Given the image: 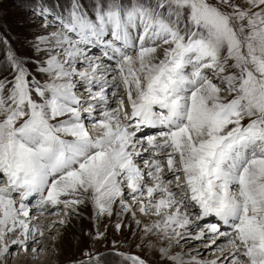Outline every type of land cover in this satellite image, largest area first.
Wrapping results in <instances>:
<instances>
[{
    "label": "snow or ice",
    "instance_id": "1",
    "mask_svg": "<svg viewBox=\"0 0 264 264\" xmlns=\"http://www.w3.org/2000/svg\"><path fill=\"white\" fill-rule=\"evenodd\" d=\"M21 2L43 34H0V264L84 209L92 244L139 212L219 253L170 264H264V0ZM72 264L148 261L113 239Z\"/></svg>",
    "mask_w": 264,
    "mask_h": 264
},
{
    "label": "rangeland",
    "instance_id": "2",
    "mask_svg": "<svg viewBox=\"0 0 264 264\" xmlns=\"http://www.w3.org/2000/svg\"><path fill=\"white\" fill-rule=\"evenodd\" d=\"M48 2L52 4L55 0H48ZM62 2H66V0H62ZM33 21H37V18L25 9L21 0H0V34L8 36L13 46L22 54H29L30 50L28 49V43L32 42L37 35L43 34L41 22L37 21L33 23ZM74 217H72L73 220ZM54 219H57V217L52 215L46 216L41 221V224H47ZM72 219L66 225H56L45 230L48 232L49 237L54 240L55 246L49 247L47 250L49 252L52 248L55 249L54 254L49 255L47 258V264H72V261L80 258V253L85 247L91 246L101 249L106 243L113 239L118 242L120 250L140 255L148 261V264H170V262L163 260L160 252H153L151 246L156 244L155 246L158 250L170 247L169 251H171L173 245L164 244L165 238H162L158 234H154L149 238L144 235L141 231L143 224L145 222L151 223V221L148 220V217L139 212H137L135 218L131 215L121 217L125 227L123 231L119 233L115 231L113 226L115 218L112 220H102L98 226L101 231H104L105 226H107L108 241L95 244L90 243L92 238L90 235H87V233L95 231L97 227L91 219L90 209H84L82 217L77 218L82 221L81 225L79 224L80 226H77L78 222ZM137 219L141 221L140 227L135 223ZM64 228L66 229L64 230ZM133 233H135V236ZM136 245H141V247H136ZM46 246L48 247V244H46ZM32 247H34V244L29 247L27 253H23L22 251V253L18 254L13 251L10 262L14 264L22 260L27 254L31 253ZM180 247H184L186 254L189 255L190 258L192 256H197L203 260H210L215 259V257L219 255L218 252L212 250L204 251L200 241L190 240L187 243L182 242ZM47 253L44 251L41 252V255L45 256ZM26 261H28L27 264H44L38 262V258L36 259L34 257H30Z\"/></svg>",
    "mask_w": 264,
    "mask_h": 264
},
{
    "label": "bare ground",
    "instance_id": "3",
    "mask_svg": "<svg viewBox=\"0 0 264 264\" xmlns=\"http://www.w3.org/2000/svg\"><path fill=\"white\" fill-rule=\"evenodd\" d=\"M46 216H49V215H45V217ZM77 218H80V217H74V220L75 221H77L78 222V225L77 226H80L81 225V223H82V221H81V219H77ZM72 219V218H71ZM153 218H150V217H148V220L149 221H151ZM73 220V219H72ZM73 220V221H74ZM148 221V222H149ZM80 224V225H79ZM66 228H64V230H65ZM78 229H80V228H78ZM154 235V234H153ZM153 235H149L148 236V238L149 237H151V236H153ZM156 235V234H155ZM159 235V234H158ZM160 239V238H159ZM165 240V242H164V244H168V245H170V243H169V241L167 240V239H164ZM163 242V241H162ZM46 244H48V247L46 246ZM32 244H30V246H31ZM156 245V244H155ZM155 245H152L151 247H152V249H153V252H160L158 249H157V247L155 246ZM172 247H171V251H170V254H177V253H179L183 258H184V260L185 261H190V257H189V255H187L186 254V250L184 249V247H180V245L179 246H177V245H175L174 243H172ZM29 246V247H30ZM52 246H54V240H52L51 239V237H49V234H48V232L47 231H45V235L40 239V243H39V245H36V244H34V247H37V248H39L40 250L33 256V254L32 253H29V254H27V256L26 257H24L22 260H20L19 262H15L14 264H27L28 263V261H26V260H28L30 257H34V258H38V262H41V263H44V264H47L48 262V257H49V255H53L54 254V250L55 249H53L52 248V250H49V252L47 251L48 249H49V247H52ZM44 247V248H43ZM55 247V246H54ZM41 248H43V249H41ZM167 248V247H166ZM170 248V247H169ZM13 251H15V252H17L18 254H20V253H22V251L21 250H19V249H16L15 248V246H13ZM44 251H46V255L44 256V255H41V252H44ZM28 252V251H27ZM27 252H25V253H27ZM23 253H24V251H23ZM11 259H12V257H11ZM163 260H165L164 259V257H163ZM166 261V260H165ZM10 264H13V263H11L10 262Z\"/></svg>",
    "mask_w": 264,
    "mask_h": 264
}]
</instances>
